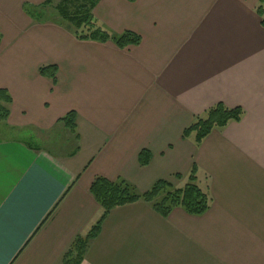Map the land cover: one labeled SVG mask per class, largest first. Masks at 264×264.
I'll use <instances>...</instances> for the list:
<instances>
[{
    "label": "crops",
    "instance_id": "0c3cea01",
    "mask_svg": "<svg viewBox=\"0 0 264 264\" xmlns=\"http://www.w3.org/2000/svg\"><path fill=\"white\" fill-rule=\"evenodd\" d=\"M47 1L0 0L6 131L66 137L54 151L0 138V259L62 264L103 214L90 191L98 177L144 193L159 180L179 187L196 166L212 197L205 214L175 208L164 218L143 201L113 209L81 264H264L261 0H100L93 16L104 29L141 37L126 49L25 10ZM50 65L56 84L39 73ZM220 103L242 108V119L200 145L183 138ZM71 111L75 135L60 122Z\"/></svg>",
    "mask_w": 264,
    "mask_h": 264
},
{
    "label": "trees",
    "instance_id": "16d2710c",
    "mask_svg": "<svg viewBox=\"0 0 264 264\" xmlns=\"http://www.w3.org/2000/svg\"><path fill=\"white\" fill-rule=\"evenodd\" d=\"M100 0H63L53 8V0H48L44 7L55 9L62 20L74 26L73 34L79 40H91L96 42H113L118 48L126 49L138 45L141 37L131 31L122 34H114L104 29L94 18L93 10ZM43 7V8H44ZM26 12L37 21H41L39 10L25 8ZM260 12V9H259ZM261 13V12H260ZM264 27V18L262 20ZM2 35L0 33V43ZM39 73L57 83L58 67L56 65L44 66ZM12 103L7 90L0 89V122H7L10 115L9 106ZM244 115L242 108L229 109L223 104H217L205 111L183 132V138H191L196 145L215 129H223L232 122H239ZM61 123L74 135L77 129V114L74 111L68 113L60 120ZM78 138V136H76ZM139 164L143 167L149 165L151 153L147 150L140 152ZM176 179L182 180L180 175ZM91 194L102 207L103 214L90 231L84 236H77L64 254L62 264H81L90 242L101 232L103 221L108 213L116 208L124 207L143 201L151 205L160 216L167 218L175 208H182L189 215L201 216L205 214L212 202L208 184L201 179L196 166L193 167L182 187H174L167 180L157 181L150 190L140 193L138 189L124 179L109 181L98 177L90 188Z\"/></svg>",
    "mask_w": 264,
    "mask_h": 264
},
{
    "label": "rangeland",
    "instance_id": "374dc122",
    "mask_svg": "<svg viewBox=\"0 0 264 264\" xmlns=\"http://www.w3.org/2000/svg\"><path fill=\"white\" fill-rule=\"evenodd\" d=\"M61 1H63V0H53V2H52L53 8H55ZM261 4H262V7L264 9V0H261ZM39 11H40V13L42 11L47 12L45 14L46 16L45 15L43 16L44 19H50L51 21H55L56 23L64 24L66 27H69V29L72 32L74 31V26L71 23L62 20L61 17L59 16L58 12L55 9H52L51 6L39 9ZM261 13H263V11H261ZM41 18H42V16H41ZM6 130H7L6 126L2 122H0V138L1 139H17V140L22 139V140L27 141L28 144L31 142L34 145H36L37 147H41V148L49 150V151H54V149L56 148V145L64 142V139L66 138L63 133L54 132V133H51L50 135L40 136V137H44L40 140H36V139L31 140L30 137H26V135H24V134L20 135V134L13 133V132L7 133ZM184 184H185V181L181 182L179 187H182ZM176 188H178V186ZM137 189L140 193H143V192H141V190L139 188H137Z\"/></svg>",
    "mask_w": 264,
    "mask_h": 264
},
{
    "label": "snow or ice",
    "instance_id": "6c2138e0",
    "mask_svg": "<svg viewBox=\"0 0 264 264\" xmlns=\"http://www.w3.org/2000/svg\"><path fill=\"white\" fill-rule=\"evenodd\" d=\"M0 264H5V262L2 259H0Z\"/></svg>",
    "mask_w": 264,
    "mask_h": 264
}]
</instances>
